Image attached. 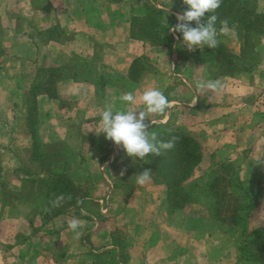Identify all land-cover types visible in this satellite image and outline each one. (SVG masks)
Listing matches in <instances>:
<instances>
[{
	"label": "crops",
	"instance_id": "crops-1",
	"mask_svg": "<svg viewBox=\"0 0 264 264\" xmlns=\"http://www.w3.org/2000/svg\"><path fill=\"white\" fill-rule=\"evenodd\" d=\"M155 9L161 19L153 35L133 37V20H146ZM180 12L175 0H0V264L237 262L236 250L210 233L201 205L172 210L165 187L151 180L130 189L117 185L118 178L134 175L119 167L130 157L102 132L100 117L110 103L114 111L130 106L113 97L132 92L137 102L131 107L145 110L139 97L158 88L171 107L146 122L201 146L189 180L198 189L209 180L211 160L235 162L242 153L264 152V34L252 65L213 77L199 53L208 48L189 51L171 31ZM257 12L264 15V0H257ZM235 33L217 39L239 58ZM217 79L225 85L220 92L196 89L200 81ZM39 82L49 91H38L34 100L37 148L67 157L84 199L51 218L44 202L23 196L27 179L46 178L32 160L27 126L26 101ZM256 154L241 168L256 162ZM73 217L84 222L79 238L67 226Z\"/></svg>",
	"mask_w": 264,
	"mask_h": 264
},
{
	"label": "trees",
	"instance_id": "trees-1",
	"mask_svg": "<svg viewBox=\"0 0 264 264\" xmlns=\"http://www.w3.org/2000/svg\"><path fill=\"white\" fill-rule=\"evenodd\" d=\"M181 6V12L188 10V6L183 0H175ZM218 16L216 23L217 29L220 27V20L227 19L229 27L234 26L239 40L241 41V55L239 58L229 54L227 50L219 45L215 49H205L199 51L202 59H208L211 63V76L231 74L235 70L246 69L254 63L256 55L254 47L260 42V37L264 34V15L257 12V0H222L221 6L215 13ZM211 15V13L209 14ZM161 15L158 10H151L150 16L146 20L134 19L132 23V36L139 38L143 36H152L153 25L160 22ZM195 26L194 22H190ZM179 39H183L182 33H178ZM160 43L168 44L167 41L160 38ZM44 87L45 89H42ZM49 91V86H44L40 82L33 86L27 98V126L33 139L32 160L38 165L40 171L45 172L46 178H34L32 184H38L40 187L33 189L31 197L39 203H45V212L47 217L65 212L67 207L77 203V198L82 197L79 189L76 187L69 175L68 160L64 154H43L38 151L35 138L36 112L34 100L37 92ZM149 133H155L159 140L167 141L171 136L178 137L175 147L168 151H163L161 156L148 155L144 160L131 157L132 162L137 163L135 169L141 172L144 169L152 170V178L157 184H161L167 191V202L172 210L183 208L188 204H198L208 208L212 214L216 207L225 206L224 194L215 190V186L208 185L198 189L197 186L189 182L193 171L198 166L202 158L200 146L191 138L179 135L168 127L155 125L149 127ZM236 162V161H235ZM231 164L229 174L225 176L228 184L235 188V191L244 190V185L235 172L237 164ZM132 169V170H133ZM219 180V178L217 179ZM30 181V180H29ZM213 182H216L214 179ZM118 185V184H117ZM133 186H131L132 188ZM64 194L66 197L71 195V200H65L63 204L48 212L51 208L50 201L56 196ZM84 199H82L83 201ZM178 201L181 204H178ZM222 203V204H221ZM259 205V190L252 197L248 204L241 205L240 209L232 208L230 214L229 226L236 230L239 237L238 263L237 264H264V228H257L248 233L246 220ZM176 209H175V208ZM243 221V224L238 221Z\"/></svg>",
	"mask_w": 264,
	"mask_h": 264
},
{
	"label": "clouds",
	"instance_id": "clouds-1",
	"mask_svg": "<svg viewBox=\"0 0 264 264\" xmlns=\"http://www.w3.org/2000/svg\"><path fill=\"white\" fill-rule=\"evenodd\" d=\"M183 3L188 6V10L176 14L178 23L171 31L182 33V42L187 50L195 51L197 48L201 50L204 46L208 49H215L219 46L218 35H236L234 26L230 28L227 19L220 20L219 29L216 27L218 16L215 13L221 6L222 0H183ZM190 22H194L195 26H191ZM224 87L225 85L218 79L200 81L196 84L197 90L212 92H220ZM116 99L130 106L127 110L114 111L110 103L102 112L100 122L106 139L111 140L117 146H122L127 156L139 160H144L148 155L161 156L163 151L175 147L178 137L171 136L167 141L159 140L155 133L150 134L148 130L150 124L146 121L149 114H164L166 109L171 107V102L160 89L150 88L139 97L145 110L131 107L137 102V97L132 92L123 93L118 98L113 97V102ZM152 123L151 121V125ZM123 174L122 171L121 175ZM151 174V169H144L135 175L136 183L141 186L145 185L152 179ZM66 199L71 200V195L56 196L50 201L51 208L47 211L51 212L52 209L60 207ZM77 204L81 205L83 201L77 198ZM81 212L86 214L83 209ZM67 226L77 238L82 235L78 229L84 227V222L80 219L73 217L67 221Z\"/></svg>",
	"mask_w": 264,
	"mask_h": 264
},
{
	"label": "rangeland",
	"instance_id": "rangeland-1",
	"mask_svg": "<svg viewBox=\"0 0 264 264\" xmlns=\"http://www.w3.org/2000/svg\"><path fill=\"white\" fill-rule=\"evenodd\" d=\"M89 138V137H88ZM90 139V138H89ZM86 146H88L86 144ZM93 147V146H90ZM201 148V146H200ZM39 151V150H38ZM202 151V149H201ZM259 153L255 155L256 162L254 160H251V162H246V168H241L243 163H245V159L249 158V154ZM262 154V155H261ZM259 155H261V158H259ZM210 165H207L209 170V180L205 186L212 185L215 186V190H218L221 193L224 194L225 199V206H219L216 207L215 212L212 214L211 211H209L208 208L203 207L205 216L210 219L209 224V231L210 233H215L217 237V241L221 242L223 245L229 248H233L237 252V248L239 246V237L236 233V230L234 228H231L228 224L230 222V214L232 213V208L237 207L240 209L241 205L248 204L250 200H252V197L256 194V192L259 190V205L258 207L250 213L248 219L246 220L248 225V233L253 232L257 228H264V152H248L247 154L242 153L240 156H238V159L236 160L237 168L242 169L243 179L245 180V184L243 183L244 190L242 191H235V188L231 187L228 182L226 181L225 176L229 174V169H232L231 167L232 162L228 161H218L213 162L212 160L209 162ZM256 163V164H255ZM135 166H137V163L135 165V162L131 160V157L126 160L119 162V167L121 169H124V171L129 170L134 173V175H124L116 181L118 185L126 186L127 188H131V186L136 185V174L137 172L135 169ZM134 168V169H133ZM29 170H37V168L29 167ZM133 169V170H132ZM237 170L235 172L237 173ZM26 170V169H22ZM238 175V174H237ZM219 178V180H217ZM240 178V177H239ZM214 179H216V182H213ZM26 180V179H25ZM28 180V179H27ZM23 184V187L25 189L23 196L26 199L31 198V193L33 189H37L41 186L38 184H32L31 180L27 181ZM241 180V179H240ZM151 181L154 184H157L153 178ZM193 183V182H192ZM161 185V184H160ZM86 188H88V185L84 188L86 191ZM21 196V195H20ZM8 199L14 198V196H11L10 194H7ZM32 199V198H31ZM33 200V199H32ZM178 204H181L180 201H178ZM222 204V203H221ZM198 205V204H194ZM90 206V205H89ZM175 208V207H174ZM184 208V207H183ZM183 208H178L176 210H181ZM238 223L243 224V221L239 220ZM196 227L201 228V223H199ZM206 227L204 226V230ZM238 255V252H237ZM239 256L237 257V264Z\"/></svg>",
	"mask_w": 264,
	"mask_h": 264
}]
</instances>
